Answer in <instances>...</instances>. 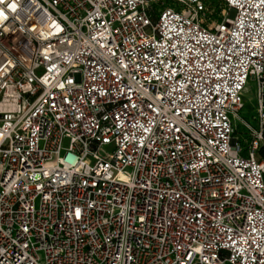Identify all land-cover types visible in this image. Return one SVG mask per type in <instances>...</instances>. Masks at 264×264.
Segmentation results:
<instances>
[{"label":"built area","instance_id":"built-area-1","mask_svg":"<svg viewBox=\"0 0 264 264\" xmlns=\"http://www.w3.org/2000/svg\"><path fill=\"white\" fill-rule=\"evenodd\" d=\"M263 89L264 0H0V264H264Z\"/></svg>","mask_w":264,"mask_h":264},{"label":"rangeland","instance_id":"rangeland-1","mask_svg":"<svg viewBox=\"0 0 264 264\" xmlns=\"http://www.w3.org/2000/svg\"><path fill=\"white\" fill-rule=\"evenodd\" d=\"M255 100H256V85L255 82L249 78L242 91L243 105L238 112V115L241 118L250 119V116H253L255 114ZM233 124L236 130V135L239 137L240 144L243 145L241 142V138L243 136V128L235 120H233Z\"/></svg>","mask_w":264,"mask_h":264},{"label":"trees","instance_id":"trees-1","mask_svg":"<svg viewBox=\"0 0 264 264\" xmlns=\"http://www.w3.org/2000/svg\"><path fill=\"white\" fill-rule=\"evenodd\" d=\"M262 97H263V103H264V89H263Z\"/></svg>","mask_w":264,"mask_h":264},{"label":"crops","instance_id":"crops-1","mask_svg":"<svg viewBox=\"0 0 264 264\" xmlns=\"http://www.w3.org/2000/svg\"><path fill=\"white\" fill-rule=\"evenodd\" d=\"M263 181H264V176H263Z\"/></svg>","mask_w":264,"mask_h":264}]
</instances>
